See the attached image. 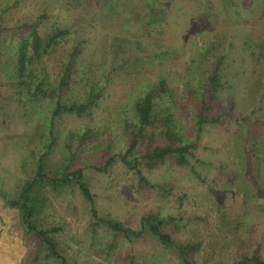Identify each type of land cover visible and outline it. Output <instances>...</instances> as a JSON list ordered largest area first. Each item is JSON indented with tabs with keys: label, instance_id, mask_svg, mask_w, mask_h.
Wrapping results in <instances>:
<instances>
[{
	"label": "rangeland",
	"instance_id": "374dc122",
	"mask_svg": "<svg viewBox=\"0 0 264 264\" xmlns=\"http://www.w3.org/2000/svg\"><path fill=\"white\" fill-rule=\"evenodd\" d=\"M80 1L82 8L71 0H0V16L8 6L10 11L3 14L7 26L45 14L42 34L55 28L70 31L66 42L47 59L51 74L57 75L74 46L83 51L65 99L85 100L92 88L105 89L90 124L100 144L85 147L73 163L84 170L99 217L136 231L141 217L149 213L181 218L177 240L202 242L199 264H233L236 257L253 254L264 258V0H157L167 5L166 12L160 7L153 12L164 15L165 21L151 29L138 21L145 15L140 13L144 8L133 7L139 0H119L120 9L112 11L103 0ZM26 36L27 32L1 35V61L7 60L9 42ZM219 61L224 90L215 103V115L223 116L220 124L203 128L195 152L203 163L192 160L191 167L183 168L168 162L151 171L143 169L156 185L144 189L119 159L107 173L91 168L99 164L103 150L109 156L125 152L126 125L136 120L135 100L160 78L170 86L164 103L175 114L179 131L186 133L196 125L208 71ZM4 76L1 70L0 264H35L34 243L12 200L36 176L41 157L48 174L64 165L67 134L84 131L89 121L75 116L57 121L58 139L51 150L52 102H31L27 90L18 102V89ZM46 189L47 202L35 222L42 228L62 229L56 239L68 262L179 264L175 254L154 239L115 241L104 227L95 229L91 208L77 186ZM108 243L115 249L107 259ZM44 256L45 252L36 264H59Z\"/></svg>",
	"mask_w": 264,
	"mask_h": 264
},
{
	"label": "trees",
	"instance_id": "16d2710c",
	"mask_svg": "<svg viewBox=\"0 0 264 264\" xmlns=\"http://www.w3.org/2000/svg\"><path fill=\"white\" fill-rule=\"evenodd\" d=\"M117 1L119 0H103V5L110 11L118 10L120 5L116 3ZM17 2L12 5L14 8L17 6ZM71 2L78 7L83 6L80 0H71ZM133 7L145 9V11L140 12L145 15H140L138 21L142 25L145 22L146 27L148 26L150 29L151 26H159L165 21L164 15L153 12V8L160 7L163 10L167 8V5L160 4L157 0H139V3L133 4ZM4 8L0 16V57L3 55L1 35L4 33L10 35L16 33L17 35L19 32H27V36L9 42L5 51L7 60L3 62L0 59V71L5 72L3 78H7L10 86L18 89V102H22V95L25 97L24 90L28 91L26 96L28 99L33 100L31 102H52L49 132L51 140L48 148L51 146L52 150L56 144L58 139L56 136V122L63 117L75 116L78 119L89 121L86 123L84 131L78 133L70 131L67 134L64 149L68 153V157L64 165L56 172L48 174L45 171L43 157H41V165L36 176L30 182L24 184L18 199L12 200L13 204L19 208L21 222L26 234L32 238L34 243L33 262L35 264L40 262L41 254L45 252L44 259L46 261L55 260L59 264H75L68 262V258L60 249L61 245L57 242L56 234L62 229L60 227L42 228L36 224L35 219L40 215L47 202L46 188L51 187V190L57 191L69 186H77L86 204L91 208L93 213V223L91 224L95 229L104 227L106 231L114 235L115 241L123 239L133 243L149 237L156 240L164 250H171L179 264H199L197 256L202 249V242L177 240V234L181 232L178 226L179 220H182L181 218L172 216L161 218L154 213H149L141 217L140 229L136 231L115 219L99 217L95 206V196L89 183L85 180L84 170L79 166H74L73 163L76 161L77 153L84 150L85 147H88L91 143H95L96 147L97 144H100L97 133L90 124L95 118V112L99 109L101 101L105 98V89L92 88L85 100L68 101L65 99V95L75 83L76 66L83 52L80 45L74 46L66 55V59L61 62L60 73L52 75L50 64L49 67L47 65V59H50L58 47L66 42L70 31L55 28L52 32L50 30L49 33L42 34L43 26H45V21L48 18L45 14L30 22L11 27L7 26L5 24L7 18L3 14L8 13L10 9H8V6ZM93 16L98 20V16ZM143 27L145 28L144 25ZM115 42V46H121L118 37ZM112 50V52L115 51L114 46ZM114 53L116 54V52ZM221 66L222 62L219 61L213 64L208 71L202 98L197 103L196 125L191 126L186 133L182 134L179 131L180 126L175 120V114L164 103L165 96L170 95L171 90L167 80L160 78L135 100L133 110L136 120L132 124L126 125V134L129 141L125 152L109 156L103 150L100 153L99 164L92 165L91 168L97 172L107 173L109 168L119 159L136 175L140 188L144 189V186L156 188V185H153L146 178L143 169L151 171L164 166L168 162L183 168L191 167L192 160L203 163L195 154L203 128L205 125L220 124L223 116L215 115V103L224 90ZM107 79L110 81L111 75L108 74ZM194 135H196V140L191 141L190 138ZM192 172L198 177L200 176L194 169ZM114 249L115 245L108 243L105 249L108 252L105 253L107 259ZM235 260L233 264H264V258L258 254L239 256Z\"/></svg>",
	"mask_w": 264,
	"mask_h": 264
}]
</instances>
